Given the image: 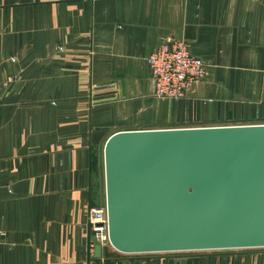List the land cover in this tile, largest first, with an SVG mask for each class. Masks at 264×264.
Returning a JSON list of instances; mask_svg holds the SVG:
<instances>
[{
    "label": "crops",
    "instance_id": "0c3cea01",
    "mask_svg": "<svg viewBox=\"0 0 264 264\" xmlns=\"http://www.w3.org/2000/svg\"><path fill=\"white\" fill-rule=\"evenodd\" d=\"M175 37L206 74L156 98L145 56ZM223 121L264 122V0H0V264H264V247L92 257L105 138Z\"/></svg>",
    "mask_w": 264,
    "mask_h": 264
},
{
    "label": "water",
    "instance_id": "95a60500",
    "mask_svg": "<svg viewBox=\"0 0 264 264\" xmlns=\"http://www.w3.org/2000/svg\"><path fill=\"white\" fill-rule=\"evenodd\" d=\"M102 167L108 240L121 253L264 247V122L115 130Z\"/></svg>",
    "mask_w": 264,
    "mask_h": 264
},
{
    "label": "built area",
    "instance_id": "2783aa9c",
    "mask_svg": "<svg viewBox=\"0 0 264 264\" xmlns=\"http://www.w3.org/2000/svg\"><path fill=\"white\" fill-rule=\"evenodd\" d=\"M145 64L153 80V96L179 99L206 74L199 56L191 52L181 37L160 42L145 56ZM257 123L253 121H223L218 124ZM90 236L100 248L110 246L107 234L105 206L100 203L87 208Z\"/></svg>",
    "mask_w": 264,
    "mask_h": 264
},
{
    "label": "rangeland",
    "instance_id": "374dc122",
    "mask_svg": "<svg viewBox=\"0 0 264 264\" xmlns=\"http://www.w3.org/2000/svg\"><path fill=\"white\" fill-rule=\"evenodd\" d=\"M101 180H100V184H101V187L103 188V167H102V174H101Z\"/></svg>",
    "mask_w": 264,
    "mask_h": 264
}]
</instances>
